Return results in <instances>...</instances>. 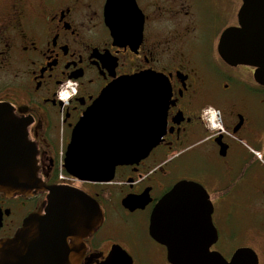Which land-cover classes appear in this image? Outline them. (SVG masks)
Returning <instances> with one entry per match:
<instances>
[{"label":"flooded vegetation","instance_id":"af4514ba","mask_svg":"<svg viewBox=\"0 0 264 264\" xmlns=\"http://www.w3.org/2000/svg\"><path fill=\"white\" fill-rule=\"evenodd\" d=\"M242 4L0 0V105L24 122L38 177L85 191L103 211L102 222L81 239L80 264H178L168 257L173 245L204 251L207 264L213 258L264 264V84L255 66L231 64L220 53L224 32L239 26ZM138 73L168 81L161 141L138 163L117 165L110 181L60 179L87 108L116 79ZM69 80L74 92L62 87ZM210 105L220 110L219 128L201 119ZM5 120L0 116V148ZM184 180L205 189L207 222L193 228L164 222L171 236L158 240L151 233L153 210ZM47 194L0 191V239L13 236ZM127 196L143 206H124Z\"/></svg>","mask_w":264,"mask_h":264},{"label":"water","instance_id":"95a60500","mask_svg":"<svg viewBox=\"0 0 264 264\" xmlns=\"http://www.w3.org/2000/svg\"><path fill=\"white\" fill-rule=\"evenodd\" d=\"M220 53L231 64L255 66L256 78L264 84V0H243L239 26L224 32ZM167 98L168 81L158 74L123 76L109 84L73 130L66 172L83 181H110L117 165L145 158L164 134ZM0 116L6 118L0 191L8 196L48 191L45 202L24 219L15 234L0 239V264H80L81 239L102 222L101 206L81 189L43 182L24 122L8 105H0ZM139 201V197L127 196L123 204L134 209L143 206ZM210 206L201 185L181 181L153 210L151 233L158 240L171 236L162 230L164 222L182 228L196 227L197 221L198 227L200 222L206 224ZM204 254L186 250L184 245L169 246L168 251L169 259L178 264H207ZM211 263L218 264L215 258Z\"/></svg>","mask_w":264,"mask_h":264},{"label":"clouds","instance_id":"9594fccd","mask_svg":"<svg viewBox=\"0 0 264 264\" xmlns=\"http://www.w3.org/2000/svg\"><path fill=\"white\" fill-rule=\"evenodd\" d=\"M62 87L72 88L73 92L75 91L71 80H69L66 85H63ZM67 96L68 93L66 91L60 92L61 99H67ZM201 119L205 122V127H208L210 129H215L222 126L220 123V110L211 105L207 108L202 109Z\"/></svg>","mask_w":264,"mask_h":264},{"label":"built area","instance_id":"2783aa9c","mask_svg":"<svg viewBox=\"0 0 264 264\" xmlns=\"http://www.w3.org/2000/svg\"><path fill=\"white\" fill-rule=\"evenodd\" d=\"M59 177L63 180L69 179L66 174H64L62 171L59 173Z\"/></svg>","mask_w":264,"mask_h":264}]
</instances>
